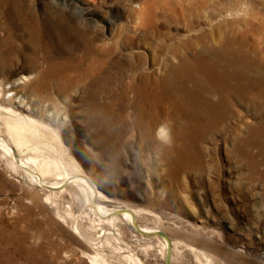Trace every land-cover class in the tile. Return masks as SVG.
<instances>
[{"label":"bare ground","instance_id":"bare-ground-1","mask_svg":"<svg viewBox=\"0 0 264 264\" xmlns=\"http://www.w3.org/2000/svg\"><path fill=\"white\" fill-rule=\"evenodd\" d=\"M123 1L126 0H120ZM227 1L229 6L218 7V12L209 11V16L217 22L210 31L195 32V22L203 20V8L208 9L210 5L208 0H144L140 4V10L130 15L135 23V30L131 31L132 34L128 31V34L123 27L121 30L119 28L116 41H127L131 46L138 39L150 45L157 43L154 51L159 55L156 54L152 60L155 67L157 64H161V67L144 68V57L135 60V54L125 58L121 56L115 65L119 64L122 69L116 74L111 67L112 57L116 56L123 43L117 42L113 47L108 43L95 44L93 39L97 35L93 33L95 28L92 22L74 17V14L70 15L65 10L60 12L58 7L46 6L43 12L38 13L30 7L24 13L19 4V7L9 11V16L15 22L9 25L0 23V29L3 30L0 34V64L9 66L11 62L18 61L21 55H29L28 51L39 55L41 49L44 50L46 59L45 62L41 60L47 68L38 69L34 81L23 77L14 81V85L26 84L25 88L34 86L29 90L34 98L41 100L47 94L49 98L45 99L51 103H55L54 83L60 82L64 84L63 88L72 91L88 90L94 104L92 109L95 112L98 108L102 109V115L98 118L100 125L105 130L108 127L120 130L119 134L114 135L115 142L123 141L127 134L136 130L141 143L162 150L167 155L170 148H166L164 141H173L176 149L174 146L171 148L170 151L174 153L167 158V162L173 163L176 170L184 171L193 156L192 152H199L191 144L192 141L193 144L199 141L194 136L201 137L219 128L229 127L231 119L239 118L242 114L237 110L238 105L250 108L253 115L260 116L262 124H259L258 129L264 132V13L257 9L256 0ZM118 16L125 17V14L119 12ZM174 25L184 26L190 33L183 42L188 51L191 49L189 54L179 55L181 46L174 47L163 41L165 34L160 30L161 26ZM137 29L140 31L137 32ZM193 32L196 34L193 35ZM62 37L73 42L72 49H82L81 56L75 59L69 55V61L60 62L61 55H55L54 50L57 47L56 39ZM61 50L65 51V46ZM123 59L125 61L122 64ZM123 65L130 70L128 80L124 79ZM1 72L4 69H0ZM5 81L6 79L0 82V150L8 168L27 177L34 186L46 190V201L55 206L60 205V199L65 193L79 190L89 202L92 218L90 229L114 230L119 241L124 242L123 223L127 222L141 236L159 239L167 263L169 255L172 261L174 252L182 247L190 250L200 262L214 264L212 257L201 248L184 241L164 238L159 235V229L140 225L139 218L144 213L153 215L150 211L126 205L110 207L108 203H112L113 199L87 178L81 164L65 146L56 127L61 114L58 103L53 110L48 111L44 109V100L38 104L27 102L26 105L27 96L26 99L16 100V97H20L19 88L5 91ZM11 92H14L13 96L7 98L6 94ZM39 112L45 113L42 119L37 116ZM255 129L252 126L248 129L247 141L252 140ZM155 130L163 141L157 140ZM1 162L2 159L0 164ZM75 195L79 198V193L75 192ZM58 214L63 222L70 221L76 231L81 233V225L75 221L72 208L67 209L65 215ZM156 219L158 220L157 217ZM87 238L97 240L93 235ZM96 245L97 251L84 252L92 264H110V261L138 264L141 261L132 252L128 251L129 254H126L127 250L115 245L109 237L105 241L98 240ZM107 248L115 256L106 252Z\"/></svg>","mask_w":264,"mask_h":264},{"label":"rangeland","instance_id":"rangeland-1","mask_svg":"<svg viewBox=\"0 0 264 264\" xmlns=\"http://www.w3.org/2000/svg\"><path fill=\"white\" fill-rule=\"evenodd\" d=\"M143 1L0 0V23L9 25L15 22L9 16V11L19 7V4L24 13L28 12L30 7L38 13V11L43 12L46 6L47 8L55 6L60 12L65 10L70 15L74 14V17H81L85 21L92 22L95 28L93 33L97 35V38L92 41L95 44L108 43L113 47L117 42L123 43L121 40L116 41L117 33L122 27L126 33L135 30L133 28L135 23L132 22L130 15L140 10V4ZM208 1L210 4L208 9L203 8V20L195 22V32L210 31L217 22L209 16V11L218 12V7L230 5L227 0ZM256 1L257 9L264 13V0ZM243 9L242 7L241 10ZM119 12H124L125 17H119ZM161 27L160 30L165 34L163 41L167 45L179 48L181 46L179 55L191 52V49L188 51L183 45L190 34L186 27L175 25ZM139 31L137 29V32ZM0 32L2 34L3 30L0 29ZM195 32L193 35L196 34ZM94 35L92 34V38ZM64 38L56 39L57 47L60 49L56 47L57 50L56 48L54 50L55 55H61L62 63L69 61V55L76 59L83 53L82 49H72L73 42ZM137 41L132 46L126 41L119 48L118 56L116 54L112 57L111 67L114 74L122 69L119 64L115 65L118 57L125 58L134 54L135 60L144 57V68L161 67V64L155 67L152 60L156 54L159 55L154 51L157 43L150 45L147 42H140L139 39ZM63 46L65 51L61 50ZM43 51L41 49L39 55L28 51L29 55L26 57L21 55L18 61L11 62L9 66L1 63L0 69H4V72L0 73V82L6 79L5 91L19 88L20 97H16V100L26 99L25 96H27L25 104L27 102L38 104L44 100L42 102L47 111L53 110V107L58 105L61 114L56 127L60 131L65 146L81 164L87 178L113 199L112 203H108L110 207L126 205L150 211L153 215L144 213L143 217L139 218L140 225L159 229V235L164 238L184 241L201 248L212 257L214 264H264V132L258 129L262 124L260 116L253 115V110L250 108L236 106L240 114L242 113L241 116L231 119L229 127L219 128L207 135L203 134L204 137L194 136L198 137L199 141L196 144L192 141L191 144L194 146L192 147L198 149L200 153L192 152L193 156L185 166V172L182 171L183 169L176 170L173 163L167 162V158L174 153L170 151L174 146L173 141H164L166 148H170L167 155H164L162 150L153 149L141 143L136 130L127 134L129 136L126 135L123 141L115 142L114 135L119 134L120 130L117 127H108L105 130L100 125L98 118L102 115V109L98 108L96 112L92 109L94 104L91 93L87 89H85L87 91L82 89L72 91L63 88L65 86L60 82L54 83L53 102L55 103H51L45 99L49 98L47 94L41 100L34 98L30 92V88L34 86L28 89L25 88L26 84L14 85V81L23 77L34 81L39 70L47 68V65L42 62L46 59V53ZM124 61L123 59L122 64ZM174 61L177 60L174 59ZM123 71L124 79L128 80L130 70L123 65ZM13 94L14 92L7 93L6 97H12ZM44 114L39 112L37 116L42 119ZM251 126L256 129L252 133V142H249L247 141L248 129ZM156 130L155 137L163 141L156 135ZM1 151L0 264H90L84 252L97 251L96 242L100 239L105 241L106 237H109L115 245L124 247L127 250L126 254H129V251L137 255L141 260L138 264H168L157 237H143L127 222L123 223L124 242L119 241L114 230L90 229L92 218L89 202L79 190L65 193L60 199V205L55 206L46 201V190L34 186L27 177L8 168L7 161L1 156ZM75 192L79 193V198L76 197ZM70 208L74 211L75 221L81 225V233L76 231L70 221L63 222L58 214L59 212L65 215L66 210ZM91 235L97 240L87 238ZM111 251L107 248L106 252L115 256V253ZM123 263L126 264V261H110V264ZM200 263L204 264L190 250L182 247L174 252L171 261V264Z\"/></svg>","mask_w":264,"mask_h":264},{"label":"water","instance_id":"water-1","mask_svg":"<svg viewBox=\"0 0 264 264\" xmlns=\"http://www.w3.org/2000/svg\"><path fill=\"white\" fill-rule=\"evenodd\" d=\"M168 264H171V260H170V255H169V260H168Z\"/></svg>","mask_w":264,"mask_h":264}]
</instances>
